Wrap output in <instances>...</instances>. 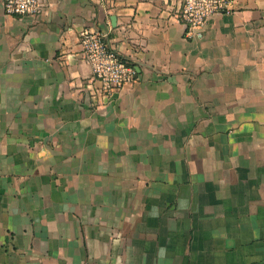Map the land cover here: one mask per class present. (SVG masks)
Wrapping results in <instances>:
<instances>
[{"label":"crops","instance_id":"obj_1","mask_svg":"<svg viewBox=\"0 0 264 264\" xmlns=\"http://www.w3.org/2000/svg\"><path fill=\"white\" fill-rule=\"evenodd\" d=\"M49 1L0 0V264H264V0L195 38L183 0ZM89 27L137 71L110 97Z\"/></svg>","mask_w":264,"mask_h":264},{"label":"built area","instance_id":"obj_2","mask_svg":"<svg viewBox=\"0 0 264 264\" xmlns=\"http://www.w3.org/2000/svg\"><path fill=\"white\" fill-rule=\"evenodd\" d=\"M235 0H183L179 13L188 38L199 36L208 21L218 15L232 14ZM50 7L49 0H4L7 15L38 19ZM81 55L90 65L94 82L100 84L105 97L121 92L135 83L136 68L110 44L108 35L94 27L79 34ZM97 90V89H96Z\"/></svg>","mask_w":264,"mask_h":264}]
</instances>
